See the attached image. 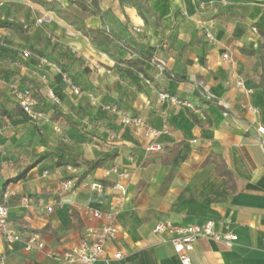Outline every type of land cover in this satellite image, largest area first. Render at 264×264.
I'll use <instances>...</instances> for the list:
<instances>
[{
	"label": "crops",
	"instance_id": "crops-1",
	"mask_svg": "<svg viewBox=\"0 0 264 264\" xmlns=\"http://www.w3.org/2000/svg\"><path fill=\"white\" fill-rule=\"evenodd\" d=\"M54 1L87 28L116 38L119 49L92 41L46 7L0 0V22L23 32L18 37L0 28V203L5 190L15 192L6 206L22 238L7 244L0 234V264H65L46 251L74 246L86 226L101 222L81 207L108 211L113 166L129 173L127 196L115 220L117 238L96 264H181L171 235L154 234L153 227L205 220L237 240L226 248L199 239L192 264H264V134L257 132L264 128V37L258 32L264 31V0H80L86 9ZM29 48L39 54L24 58ZM45 61L63 66L81 92L74 94ZM12 86L33 90L45 122L15 105ZM47 88L59 104L46 99ZM162 93L192 109L160 99ZM124 116L142 117L158 135L142 138L121 125ZM151 141L162 150L147 152ZM59 156L75 162L58 167ZM95 159H104L103 166L63 193V181L77 180L84 161ZM221 161L235 176L230 185L217 174ZM90 182L103 183L106 195L90 192ZM46 206L53 211L46 213ZM30 232L40 234L44 249H24ZM118 251L124 258L116 261Z\"/></svg>",
	"mask_w": 264,
	"mask_h": 264
},
{
	"label": "built area",
	"instance_id": "built-area-1",
	"mask_svg": "<svg viewBox=\"0 0 264 264\" xmlns=\"http://www.w3.org/2000/svg\"><path fill=\"white\" fill-rule=\"evenodd\" d=\"M1 6V2H0ZM264 11V10H263ZM43 18L37 20L41 23ZM139 33L141 30L136 28L134 30ZM255 31V30H254ZM208 39L212 40V36L207 33ZM24 58H29L31 53L28 50L22 52ZM227 54L223 55L226 59ZM45 63L53 66L56 73L61 77V80L72 90L74 94H79L81 92L80 88L73 84L68 75L62 71L60 67H57L51 63L45 61ZM237 88L249 93L246 90L241 81L236 82ZM11 95L13 101L19 108L27 114L31 120L36 123H43L46 121L45 112L41 111L39 108V100L37 99L35 93L30 88H19L17 86L11 87ZM88 96L93 99L92 94ZM46 99H48L52 104L57 105L60 102V98L53 88H47ZM168 99L171 103L187 106L191 108V105L181 102L178 99L168 96L167 94H160V99ZM106 109L112 113L117 114L118 108L115 105L106 106ZM121 125L124 127L131 128L136 132H140L142 138H150L153 140L155 136L158 135V131L149 127L146 121L140 116H124L120 121ZM259 134H264V128L260 127L257 129ZM147 152H159L162 150V146L153 141L149 142L146 146ZM69 171L75 173L74 168L69 166L67 168ZM109 173L116 175L117 180L113 182L110 186L111 193L108 197V211L103 213L100 209L94 208L90 205L81 207L83 214L88 216L98 222L97 225L86 226L81 240L74 246L59 252L53 249H48L46 251V256L58 260L60 263L65 264H96L98 261L102 260L106 254L107 249L111 246L112 242L117 238L118 228L116 225V216L124 207L127 187L125 182L129 179V173L127 170H120L116 166H113ZM76 177L75 175L67 178L61 184V191L67 193L75 188ZM87 188L95 194L97 197L105 196L106 187L101 182H90L86 184ZM15 195L13 190L7 189L3 193V202L0 203V234L2 235L4 241L7 244H14L15 242L21 241V235L13 229L9 222V212L6 202L9 198ZM38 207L43 206L40 199L37 200ZM21 204L28 206L30 204V199L28 197L21 198ZM46 213H51L53 211L52 206L44 207ZM154 234H164L169 233L171 235L170 243L177 256L179 257L181 264H192L190 253L192 252L196 242L199 239H210L215 242L223 244L226 248H231L235 241L237 240L236 235L232 232L221 233L214 229V222L212 220H205L201 223H191L182 226H176L169 222H159L155 224L152 229ZM44 244L41 240L39 233L30 232L27 240L25 241L24 249L26 251L32 250H42L44 249ZM264 249V245H263ZM113 258L116 261L122 260L124 255L118 251L114 253Z\"/></svg>",
	"mask_w": 264,
	"mask_h": 264
},
{
	"label": "trees",
	"instance_id": "trees-1",
	"mask_svg": "<svg viewBox=\"0 0 264 264\" xmlns=\"http://www.w3.org/2000/svg\"><path fill=\"white\" fill-rule=\"evenodd\" d=\"M26 1H29L31 3L37 4V5H40V6H43V7H46L50 11H53L54 13H56V15L59 18L67 21L70 25L74 26L77 31H79L80 33H82L85 36H89L92 41L97 42L101 46H103V47L107 46L108 47L109 45H112L113 49H115V48L119 49V46L115 45V41H117L116 38H114V37L111 38L109 36V34L105 33L103 30H91V29L87 28V26L84 24V22L80 18H78L77 16H75L71 12H69L68 10L64 9L63 7H61L54 0H26ZM69 1L71 3H74L75 5H77L78 7L82 8V9H86L87 8V7L84 6V4L80 0H69ZM94 12H96V11L94 10ZM0 28L11 30L18 37H23V34H22L23 32H22L21 28H18L17 26H15L13 24L0 22ZM258 32H259V34L262 37H264V31L263 30L258 29ZM28 51L30 53H32L33 55H38L39 54V52H37L36 50L31 49V48H29ZM51 63L54 64L57 67H60L62 69V71L66 73L65 69L63 68V66L58 65L55 62H51ZM37 99L39 100V108L38 109H40L41 111L45 112L43 109L40 108L41 100L39 98H37ZM15 105H16V103H15ZM16 106L19 107L18 105H16ZM46 117H47V115H46ZM38 161L39 160H36L32 164L28 165L17 176V179L23 178L28 173V171L30 169H32L38 163ZM74 162H75V158L68 159L66 156H59L58 160H57V163H56V166L60 167V166H64V165H68V164L74 163ZM104 162H105L104 159H95V160H92V161H84V164L86 166V170L81 176H79L77 178V180L75 182V185H79L81 183V181L86 177V175L89 174L91 171H93L95 169H98V168H101L103 166ZM216 171H217V174H219V175H221V176L226 178L227 183L229 185H230V182L233 179H235V176H234L233 172L230 171L226 167V165H225V163L223 161H221V163H219L216 166Z\"/></svg>",
	"mask_w": 264,
	"mask_h": 264
},
{
	"label": "rangeland",
	"instance_id": "rangeland-1",
	"mask_svg": "<svg viewBox=\"0 0 264 264\" xmlns=\"http://www.w3.org/2000/svg\"><path fill=\"white\" fill-rule=\"evenodd\" d=\"M32 54V53H31Z\"/></svg>",
	"mask_w": 264,
	"mask_h": 264
}]
</instances>
